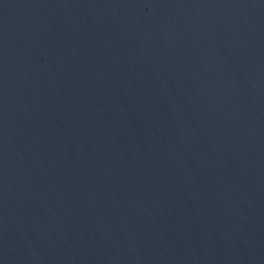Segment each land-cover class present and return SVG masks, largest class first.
Here are the masks:
<instances>
[{"label": "water", "instance_id": "1", "mask_svg": "<svg viewBox=\"0 0 264 264\" xmlns=\"http://www.w3.org/2000/svg\"><path fill=\"white\" fill-rule=\"evenodd\" d=\"M0 264H264V0H0Z\"/></svg>", "mask_w": 264, "mask_h": 264}]
</instances>
